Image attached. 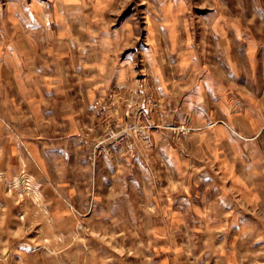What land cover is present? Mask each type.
<instances>
[{
	"label": "rangeland",
	"instance_id": "rangeland-1",
	"mask_svg": "<svg viewBox=\"0 0 264 264\" xmlns=\"http://www.w3.org/2000/svg\"><path fill=\"white\" fill-rule=\"evenodd\" d=\"M28 8L84 12L103 93L0 170V264H264V0H0L2 53Z\"/></svg>",
	"mask_w": 264,
	"mask_h": 264
},
{
	"label": "crops",
	"instance_id": "crops-1",
	"mask_svg": "<svg viewBox=\"0 0 264 264\" xmlns=\"http://www.w3.org/2000/svg\"><path fill=\"white\" fill-rule=\"evenodd\" d=\"M59 10L21 9V23L13 27L16 38L8 50L0 49V170L6 173L41 159L37 145L47 140L40 130L50 123V112L72 118L83 101L89 107L103 93L96 87L104 79L95 74L99 68L89 59L74 66L69 58L74 49L78 57L90 55L86 15L65 17ZM42 38L44 59L38 48ZM27 168L43 176L39 165Z\"/></svg>",
	"mask_w": 264,
	"mask_h": 264
}]
</instances>
